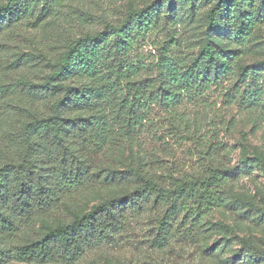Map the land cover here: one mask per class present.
<instances>
[{"label": "rangeland", "instance_id": "rangeland-1", "mask_svg": "<svg viewBox=\"0 0 264 264\" xmlns=\"http://www.w3.org/2000/svg\"><path fill=\"white\" fill-rule=\"evenodd\" d=\"M29 2L30 11L22 16L13 35L0 38V164L22 161L24 148L19 136L23 126L38 115L50 114L45 94L29 90L25 82L43 84L51 74L48 64L59 60L71 42L101 33L107 26L121 25L131 12L154 3H161L159 26L131 55L135 64L139 62L141 66L131 80L133 83L156 81L160 49L168 46L187 65L200 60L209 41L226 55L236 54L234 72L225 81L228 87L238 83L242 68L264 62V24L244 44H239L224 27L210 31L209 12L214 0ZM253 2L254 7L247 10L264 6V0ZM3 3L6 0H0V5ZM245 11L240 8L237 18L244 16ZM170 18H176L177 25ZM259 74L264 90V70ZM131 88L126 82L117 87L113 93L116 102L131 95ZM224 95L223 91L211 95L209 107L188 103L176 113H161L158 134L168 144L163 140L155 144L148 137L147 144L153 146L155 155L125 137L119 132L118 123L111 119L115 128L113 141L104 149H94V145L85 142L86 137L76 132L68 135L63 145L73 149L72 155L80 163L87 158L90 169L84 177L98 175L99 188L68 191L48 210L41 208L30 217L15 213L12 218L16 232L0 230V249L4 250L0 264H264V221H258L264 212V168L256 160L257 156L264 157V114L256 109L239 114L238 105H229ZM67 117L80 123L86 119L94 123L96 115L79 110ZM142 164L144 171L168 188L175 179L200 176L210 169L236 170L229 190V203L234 207L232 211H213L198 225L193 239L189 238V226H180L182 215L177 228L170 230L173 237L164 247L156 244L164 212L143 209L129 214L126 223L114 231L113 238L102 241L71 263L62 259L48 263L22 261L15 257L18 245L42 238L48 229L70 223L95 205L132 193L133 187L110 185L107 177L125 173L128 168L138 169Z\"/></svg>", "mask_w": 264, "mask_h": 264}, {"label": "trees", "instance_id": "trees-1", "mask_svg": "<svg viewBox=\"0 0 264 264\" xmlns=\"http://www.w3.org/2000/svg\"><path fill=\"white\" fill-rule=\"evenodd\" d=\"M214 1L209 12L210 31L224 27L239 44H244L253 31L264 24V6L247 10L254 7L253 0ZM160 5L158 2L131 12L123 24L107 26L101 33L71 42L59 60L48 64L51 74L43 84L25 82L29 90L45 94L50 114L38 115L23 126L19 136L24 148L23 160L0 164V230L16 232L12 217L17 212L30 217L41 208L48 210L68 191L99 188L98 175L84 177L90 169L87 158L80 163L73 157V149L63 145L72 132L86 137L85 142L101 150L113 141L115 128L111 119L118 123L119 132L125 137L155 155L147 141L152 139L157 144L163 140L168 144L158 134L161 113H176L188 103L209 107L211 95L223 91V99H227L229 105H238L239 114L253 109L264 114V90L259 74L264 70V62L242 68L238 83L225 86L234 72L237 55L224 54L211 41L202 51L200 60L191 65L176 56L172 47H162L156 64V81H131L141 67L131 55L145 42L147 35L158 28ZM240 8L246 9L245 15L237 18ZM28 11L29 0H6L1 4L0 38L5 34L13 35ZM170 20L177 25L176 18ZM84 82L88 84H81ZM123 82L132 87V93L116 102L113 93ZM79 110L95 113L94 123L87 119L80 123L67 117ZM256 160L264 168V157L257 156ZM141 167L143 164L138 169L128 168L125 173L107 177L110 185L133 187L132 193L95 205L70 223L48 229L42 238L18 245L15 257L22 261L48 263L62 259L71 263L102 241L113 238L114 231L126 223L129 214L143 209L144 212L152 209L164 212L160 236L156 238L157 247H164L173 237L170 230L177 228L182 215L180 226H189V238L193 239L198 225L213 211H232L234 207L229 203V190L236 170L210 169L203 175L182 179L170 175L175 182L168 188ZM260 215L262 218L258 221H264V212ZM3 251L0 249V254Z\"/></svg>", "mask_w": 264, "mask_h": 264}]
</instances>
